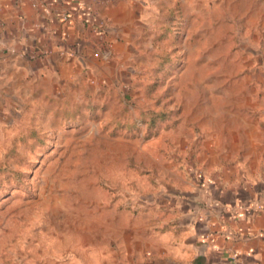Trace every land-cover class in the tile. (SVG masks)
Listing matches in <instances>:
<instances>
[{"label":"rangeland","instance_id":"obj_1","mask_svg":"<svg viewBox=\"0 0 264 264\" xmlns=\"http://www.w3.org/2000/svg\"><path fill=\"white\" fill-rule=\"evenodd\" d=\"M149 4L120 68L0 99V264H136L142 209L203 172L236 101L264 107V0Z\"/></svg>","mask_w":264,"mask_h":264},{"label":"crops","instance_id":"obj_2","mask_svg":"<svg viewBox=\"0 0 264 264\" xmlns=\"http://www.w3.org/2000/svg\"><path fill=\"white\" fill-rule=\"evenodd\" d=\"M150 11L149 0H0V99L14 85L103 78L133 55ZM254 105L236 101L233 132L197 159L203 172L142 209L152 242L136 264H264V107Z\"/></svg>","mask_w":264,"mask_h":264},{"label":"trees","instance_id":"obj_3","mask_svg":"<svg viewBox=\"0 0 264 264\" xmlns=\"http://www.w3.org/2000/svg\"><path fill=\"white\" fill-rule=\"evenodd\" d=\"M103 33H100V36L102 35ZM96 53L98 54H103L105 51H107V47L103 45V42H98L97 44V47H96Z\"/></svg>","mask_w":264,"mask_h":264},{"label":"built area","instance_id":"obj_4","mask_svg":"<svg viewBox=\"0 0 264 264\" xmlns=\"http://www.w3.org/2000/svg\"><path fill=\"white\" fill-rule=\"evenodd\" d=\"M102 30H105V26L102 24L99 28H98V32H100V31H102ZM101 55H105L106 57H108L109 56V51H108V49H107V51H105L103 54H101Z\"/></svg>","mask_w":264,"mask_h":264}]
</instances>
